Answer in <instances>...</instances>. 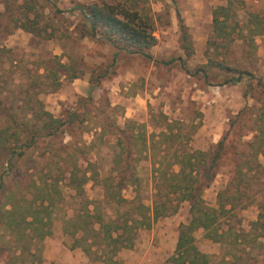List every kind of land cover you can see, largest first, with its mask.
<instances>
[{"label": "rangeland", "instance_id": "1", "mask_svg": "<svg viewBox=\"0 0 264 264\" xmlns=\"http://www.w3.org/2000/svg\"><path fill=\"white\" fill-rule=\"evenodd\" d=\"M32 1L28 16L36 13V29L41 32L18 44L2 42L0 104L22 106L29 96L34 108L41 104L43 111L64 124L55 136L41 139L21 156H10L8 163L7 156H0V204L5 206L0 205V214L9 206L5 202L12 201L17 216H22L29 212L32 200L37 207L43 197V204L48 202L50 233L41 239L33 235L30 247L39 250L40 256L55 243L79 252L77 264H166L178 227L189 218L186 202L147 226H135L127 247L111 244L99 229L97 234L85 231L97 229L94 217L84 231L74 233L70 221L86 211L101 216V222L134 217L140 206H151L157 180L154 164L162 156L163 143L170 145L169 152L174 148L209 150L221 139L224 155L201 195L206 204H215L216 193L238 167L243 175L235 181L240 198L231 199L230 209L225 206L227 211L216 226L217 239L206 237L199 228L192 233L194 245L207 255L209 264H264V237H257L251 226L264 205V171H258V166L264 167V91L257 83L264 81V41L252 29L255 15L264 16V0H230L227 37L217 36L212 27L213 8L226 5L227 0ZM23 2L0 0L2 36L13 29L8 12H19ZM91 2L137 8L152 25L155 42L146 50L150 57L124 51L113 56L115 48L99 35L95 39L80 36L83 19L76 5ZM177 14L191 38L188 52L180 46ZM57 62L64 64V72L54 69ZM47 72L50 77H42ZM239 72L243 73L239 82L223 83L229 74ZM17 109L13 115L20 122L29 110ZM73 110L81 115V123L67 122ZM166 122L169 129L164 127ZM117 129L130 131L137 141L136 152L127 161L137 181L119 188L116 198L124 200L119 204L103 186L110 178L118 180V168L124 166ZM162 130L179 139L160 142ZM71 177L82 182L79 189L70 183ZM12 247L11 232L0 226V264L7 263Z\"/></svg>", "mask_w": 264, "mask_h": 264}, {"label": "trees", "instance_id": "2", "mask_svg": "<svg viewBox=\"0 0 264 264\" xmlns=\"http://www.w3.org/2000/svg\"><path fill=\"white\" fill-rule=\"evenodd\" d=\"M23 1L19 12L16 14L12 10L8 12V20L14 22L13 28L20 27L22 30L31 33L32 36H36L41 32L39 29H36V13L32 17L28 16V12L33 9L34 2L32 0ZM26 1H31V5H28ZM230 3V0H227L226 5H218L213 8L212 27L217 36H229L225 29L230 13ZM76 8L83 19L79 25L80 36L95 39L96 35H99L100 39L109 42L115 48L113 56L118 51H124L128 54H139L146 58L150 57L146 50L155 42L150 32L152 25L146 17H142L138 13L137 8L125 6L122 3L109 4L96 2H91L86 5L77 4ZM4 11H8L6 6L4 7ZM177 24L179 28L180 46L188 52L191 50V38L178 14ZM252 29L264 41V16L255 15V22L252 25ZM9 32L7 31L6 33ZM56 68H61L63 72L65 71L64 64L60 62L56 63L54 69ZM241 74L243 73L239 72L236 76L229 74L223 83L235 84L243 78ZM55 76L56 74L52 76L54 81H56ZM42 77L49 78L50 76L47 72L42 74ZM67 77L71 79L76 78L74 74H68ZM54 81L53 85L56 86V82ZM257 83H259L261 89L264 91V81ZM29 86L30 89L33 88L32 83ZM28 97L22 106L13 108L11 105L4 106L0 104V121L2 122L4 119H8L0 125V156H7L6 163L10 161V156H21L41 139H48L49 137L55 136L64 124L60 118L43 111L41 104L38 103L36 108H34L28 100ZM85 97L87 98V95ZM17 108H20V110L23 108L29 110H27L28 116L23 120H19L20 122H17L13 115ZM72 118L73 120H71ZM67 122L70 124L73 122L81 123L82 117L78 115L76 110H73L69 113ZM166 123L164 127L165 129H169V122ZM8 130L9 133H7ZM158 137H160V142L167 141L173 143L179 139V136L170 135L168 131L165 132L163 130L158 133ZM116 141L117 145L121 146L120 150L125 155L123 158L124 166L118 168V180L114 182L110 178L103 186L106 195L110 199L116 200V204H119L120 201H124L122 198H116L119 188L128 185L132 186L137 181L133 176V167L127 163V161H131L128 157L136 152L135 143L137 141L130 131L126 133L124 129L116 130ZM169 147L170 145L167 143L162 144V148L159 149L162 156L154 164L155 168L153 171L157 175V180L154 185V198L151 206H140L142 209H136L137 212L134 217H122L119 222V219H110L107 222H101V216H98V214H90L88 211L85 212V215L76 214L75 221H70L73 224V233L79 229L84 231L83 226L91 223L89 218L94 217L93 219H96L98 222L97 229L94 230L88 227V230L85 231L97 234V230L99 229L102 237L107 239L111 244H117L118 247H127L129 243L127 244L126 241L131 239L134 228H137L135 226H147L151 220L174 213L181 202H186L188 204L189 218L186 223L179 225L174 251L167 258L166 264H209L207 255L200 252L194 245L192 233L194 230L200 228L204 231L206 237L217 239L216 226L218 220L222 217L221 215L227 211L225 206L229 205L228 209H230L234 205V202L233 204L230 202L231 199L237 200L240 198L238 195L240 194V185L237 182L235 183V181H237V178L242 179L241 169L237 167L234 170L235 174H232L224 187L216 193L215 204L209 205L205 203L201 194L212 182L219 161L224 155L222 140H218L213 148L209 150L190 148L177 150L174 148L169 152ZM120 162L121 159L119 157L117 163ZM170 166H175L176 168L170 169ZM260 170L264 171V167L258 166V171ZM2 178L3 175L0 172L1 188L3 186ZM70 183L76 189H79L82 182H75L74 177H71ZM33 184L37 185L35 182ZM39 189L43 191L42 189L44 188L39 187ZM8 191L10 189H7L6 192ZM44 194L47 195L46 192ZM113 195H116L115 198H113ZM43 199V197L39 198L37 207L32 200L29 212L22 216H17L14 202H5L9 206L8 208H3L2 214H0V226L4 230L11 232L14 244V247L12 249L10 248L12 254L8 257L6 264H41L39 250L37 252L36 249H31L30 247L33 235L41 239L50 233L48 202L44 205L43 202L45 200ZM0 205L3 206V204ZM39 206L41 207L40 210L38 209ZM259 209L257 218L251 223V226L257 230V237L262 238L264 237V205L259 206ZM41 212L42 215L40 214ZM28 217H30L29 220H27ZM82 218L85 219L84 222L81 221ZM111 233H115V236L112 237ZM24 256L28 257V261Z\"/></svg>", "mask_w": 264, "mask_h": 264}, {"label": "crops", "instance_id": "3", "mask_svg": "<svg viewBox=\"0 0 264 264\" xmlns=\"http://www.w3.org/2000/svg\"><path fill=\"white\" fill-rule=\"evenodd\" d=\"M2 35L0 34V47H2V42L5 45L7 43L8 45L18 44L21 39L29 38L31 33L22 30L20 27H15L9 33H5V37ZM13 62L15 61L13 60ZM41 257L43 259L42 264H77L78 258L81 259L79 252H75L74 249H64L61 244L55 243L50 248L43 249Z\"/></svg>", "mask_w": 264, "mask_h": 264}]
</instances>
